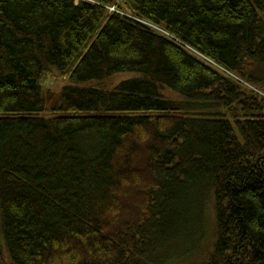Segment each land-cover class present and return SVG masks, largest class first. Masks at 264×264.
<instances>
[{
    "label": "trees",
    "instance_id": "trees-1",
    "mask_svg": "<svg viewBox=\"0 0 264 264\" xmlns=\"http://www.w3.org/2000/svg\"><path fill=\"white\" fill-rule=\"evenodd\" d=\"M0 218V264H264V0H0Z\"/></svg>",
    "mask_w": 264,
    "mask_h": 264
},
{
    "label": "rangeland",
    "instance_id": "rangeland-1",
    "mask_svg": "<svg viewBox=\"0 0 264 264\" xmlns=\"http://www.w3.org/2000/svg\"><path fill=\"white\" fill-rule=\"evenodd\" d=\"M111 10L113 11L114 8H111ZM162 33L165 34V32H162ZM191 52L193 54H195L196 56H198L199 59L203 60L207 65H209V66L213 67L214 69H216V67L212 63V61H210L209 59H207L205 57L200 56L199 54H197L194 51H191ZM223 71L224 70L222 69V72ZM137 76H138V74H132V73L121 74V75L116 76L111 81L105 82V83H103L101 85H103L102 87H104V88H113V87L117 86L120 82H122L124 80H127V79H130L132 77H137ZM68 83L70 84L68 78H60V79H58V78H54V77L51 76L49 78L48 82H47V85H48V88L50 90H52V92L60 93L61 90L65 87V85H67ZM93 85H97V83H93ZM119 163H120V156H119ZM122 197H123V199L125 201H127L126 200V196L124 194H122ZM0 242H3V234H2V230H1V218H0Z\"/></svg>",
    "mask_w": 264,
    "mask_h": 264
}]
</instances>
